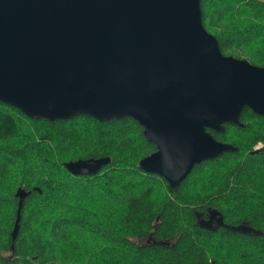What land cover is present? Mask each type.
Returning <instances> with one entry per match:
<instances>
[{"label": "trees", "instance_id": "trees-1", "mask_svg": "<svg viewBox=\"0 0 264 264\" xmlns=\"http://www.w3.org/2000/svg\"><path fill=\"white\" fill-rule=\"evenodd\" d=\"M202 6L226 54L264 66V0ZM241 119L209 128L239 149L196 163L174 187L139 167L156 143L133 116L33 118L0 100V264H264V114L246 106ZM93 156L111 162L92 174L64 163ZM20 186L32 191L14 239ZM212 207L262 233L201 227L197 213Z\"/></svg>", "mask_w": 264, "mask_h": 264}, {"label": "water", "instance_id": "water-1", "mask_svg": "<svg viewBox=\"0 0 264 264\" xmlns=\"http://www.w3.org/2000/svg\"><path fill=\"white\" fill-rule=\"evenodd\" d=\"M0 100L33 118L133 116L156 143L139 167L178 187L196 163L239 149L209 128L244 125L246 106L264 114V66L222 50L204 24L202 0H0ZM109 162L64 163L92 174ZM31 191L15 192L14 239ZM197 216L210 230L262 233L226 222L217 207Z\"/></svg>", "mask_w": 264, "mask_h": 264}, {"label": "rangeland", "instance_id": "rangeland-1", "mask_svg": "<svg viewBox=\"0 0 264 264\" xmlns=\"http://www.w3.org/2000/svg\"><path fill=\"white\" fill-rule=\"evenodd\" d=\"M240 57H244V56H240ZM5 122H8L7 120H4ZM9 123V122H8ZM10 129V128H9ZM258 146H260V143L258 144ZM257 146V147H258ZM103 183H105V180L102 181ZM247 248L250 250V248L247 246Z\"/></svg>", "mask_w": 264, "mask_h": 264}]
</instances>
